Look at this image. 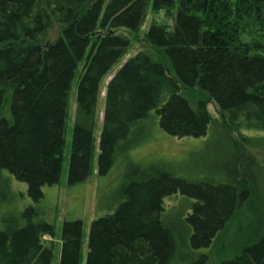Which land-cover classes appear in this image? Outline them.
Listing matches in <instances>:
<instances>
[{
    "label": "trees",
    "instance_id": "trees-1",
    "mask_svg": "<svg viewBox=\"0 0 264 264\" xmlns=\"http://www.w3.org/2000/svg\"><path fill=\"white\" fill-rule=\"evenodd\" d=\"M169 1L156 0V6ZM147 4L0 0V205L19 206L11 176L28 185L35 203L1 216L0 264H52L54 246L42 237L54 236L55 228L41 218L39 203L44 188L61 178L72 80L85 61L69 167V184L75 185L93 174L101 83L130 47L129 37L118 31H138ZM54 21L66 27L44 44ZM145 39L165 60L140 51L108 82L98 174L108 175L119 157L141 144L132 132L153 110L161 129L179 139L205 138L211 129V135L223 134L226 142L219 148L228 150L238 133L237 158L228 160L233 170L221 166L211 181L178 175L174 161L131 163L117 208L91 225L87 264H206V250L248 195L238 165L257 144L239 128L264 131V56L251 52L230 9L218 0H181L173 30L152 25ZM183 87L207 95L225 120L214 116L205 100L191 103ZM178 194L192 201L172 218ZM83 235L82 220L64 223L59 264H81ZM219 264H264V234Z\"/></svg>",
    "mask_w": 264,
    "mask_h": 264
},
{
    "label": "rangeland",
    "instance_id": "rangeland-1",
    "mask_svg": "<svg viewBox=\"0 0 264 264\" xmlns=\"http://www.w3.org/2000/svg\"><path fill=\"white\" fill-rule=\"evenodd\" d=\"M180 1L170 0L167 6H156V0H147L146 19L140 29L138 31L125 29L118 31L129 37L130 47L101 83V95L98 101L99 119L95 129L96 150L92 161L93 174L82 183L70 185L69 167L77 113V85L85 61L78 66L70 89L61 178L54 186L44 188L45 198L39 203L42 209L41 218L52 223L55 228L54 236L44 235L42 237L45 243L54 246L52 264L60 262L64 223L76 220L83 221L81 264H87L91 225L100 216L117 208L118 193L125 183V176L131 163L147 164L156 159L174 161L176 164L172 163V167L178 175L184 178L195 177L199 181H211L216 175L215 170L227 165L228 160L234 161L237 158L241 141L238 133L234 134L237 143L228 150L219 148L223 147L222 140L226 142L223 134L211 135V129L205 138L179 139L161 129L159 116L153 110L149 117L138 124L132 132L133 141H141V144L119 157L108 175L98 174L99 141L103 126L107 84L125 61L140 51H145L156 60H165L163 51L152 47L146 41L145 35L152 25L172 31ZM218 1L230 9L233 22L238 26L241 37L249 45L251 52L264 56V0ZM65 27L66 25L54 21L46 33L44 44L57 40ZM182 91L193 104L199 100H205L210 112L219 119L225 120L224 114L207 95L197 89L185 87ZM8 110L7 100L2 107L1 114L7 115ZM239 129L245 136L254 138L257 144V147L244 152L241 167L238 165V171L241 168L242 175L247 182L248 195L240 202L233 216L206 250L208 255L206 264H219L224 259L237 256L243 247L264 234V131L258 128H248L245 125ZM238 159L240 160V156ZM227 168L233 170L230 164ZM10 179L11 188L18 195L17 199L20 203L17 207L13 205V202L0 205V223L2 215L35 204L28 195V185L17 181L13 176ZM176 197L179 198L180 204L172 210V218L179 216L186 203L192 201L187 195L178 194ZM168 199V204L175 203L173 197ZM184 261L178 260L172 264H188Z\"/></svg>",
    "mask_w": 264,
    "mask_h": 264
},
{
    "label": "water",
    "instance_id": "water-1",
    "mask_svg": "<svg viewBox=\"0 0 264 264\" xmlns=\"http://www.w3.org/2000/svg\"><path fill=\"white\" fill-rule=\"evenodd\" d=\"M111 80V79H110Z\"/></svg>",
    "mask_w": 264,
    "mask_h": 264
}]
</instances>
